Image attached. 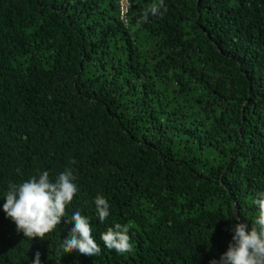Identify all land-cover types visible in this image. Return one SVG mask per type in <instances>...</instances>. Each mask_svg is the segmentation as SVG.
<instances>
[{"label": "trees", "instance_id": "obj_1", "mask_svg": "<svg viewBox=\"0 0 264 264\" xmlns=\"http://www.w3.org/2000/svg\"><path fill=\"white\" fill-rule=\"evenodd\" d=\"M0 0V194L71 168L61 224L25 238L0 210V264H208L264 191V0ZM104 196L100 223L92 200ZM0 199V205L3 204ZM79 209L101 247L63 253ZM233 218V219H231ZM247 220V221H246ZM129 227L132 251L99 236Z\"/></svg>", "mask_w": 264, "mask_h": 264}, {"label": "clouds", "instance_id": "obj_2", "mask_svg": "<svg viewBox=\"0 0 264 264\" xmlns=\"http://www.w3.org/2000/svg\"><path fill=\"white\" fill-rule=\"evenodd\" d=\"M131 5L129 4V7ZM163 0L153 4L144 13V18L150 15L162 14ZM76 177L71 168H65L54 179L48 171L38 172L29 179L19 183L9 182L6 190L0 194L3 204L0 210L15 224L16 231L25 238L43 240L46 234L52 232L66 217V207L72 202L79 191ZM92 204L95 216L100 223H104L110 216V204L102 195H96ZM256 214L251 221L237 220L229 231L231 240L227 250L219 258H212L208 264H264V191L256 194L252 200ZM70 226L67 235L61 241L63 253L76 252L87 256H96L101 252L100 245L92 235L91 220L79 209L71 211ZM100 241L109 251L118 254L130 253L129 227L114 223L100 234ZM31 264H41V253L37 251Z\"/></svg>", "mask_w": 264, "mask_h": 264}, {"label": "built area", "instance_id": "obj_3", "mask_svg": "<svg viewBox=\"0 0 264 264\" xmlns=\"http://www.w3.org/2000/svg\"><path fill=\"white\" fill-rule=\"evenodd\" d=\"M120 14L122 21H126L128 14L130 13L132 2L131 0H118ZM129 4L131 5L129 7Z\"/></svg>", "mask_w": 264, "mask_h": 264}]
</instances>
